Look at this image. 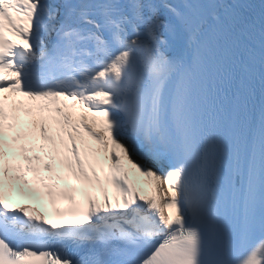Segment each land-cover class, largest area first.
I'll list each match as a JSON object with an SVG mask.
<instances>
[{
	"label": "snow or ice",
	"instance_id": "1",
	"mask_svg": "<svg viewBox=\"0 0 264 264\" xmlns=\"http://www.w3.org/2000/svg\"><path fill=\"white\" fill-rule=\"evenodd\" d=\"M0 264H264V0H0Z\"/></svg>",
	"mask_w": 264,
	"mask_h": 264
},
{
	"label": "bare ground",
	"instance_id": "2",
	"mask_svg": "<svg viewBox=\"0 0 264 264\" xmlns=\"http://www.w3.org/2000/svg\"><path fill=\"white\" fill-rule=\"evenodd\" d=\"M5 138H6V139L8 138L7 135H6ZM134 158L137 159L138 161H141V158H140V157H134ZM141 162H143V163H148V161H141ZM142 185H143V184L140 182V184L138 185V187L144 189V188L142 187ZM144 185H146V184L144 183ZM161 187H162V189H163V190L160 192V196H159L160 199H161V208L163 209L165 215H168V214H169V210H168L166 207H164V203H163V198H164V199L168 198L167 184H163ZM150 188H151V187H147V193H146L145 191H143L142 194H145V195L150 194ZM111 195H115V194H111ZM12 203H13L14 205H22V204H23V203H15V202H12ZM31 206L34 207V208H38L39 211H40V213L43 214V212L40 210V207L37 206L36 203H33Z\"/></svg>",
	"mask_w": 264,
	"mask_h": 264
},
{
	"label": "rangeland",
	"instance_id": "3",
	"mask_svg": "<svg viewBox=\"0 0 264 264\" xmlns=\"http://www.w3.org/2000/svg\"><path fill=\"white\" fill-rule=\"evenodd\" d=\"M133 172H134V170H133ZM133 177L135 178V179H137L139 182H141V180L143 181V183H145L146 184V187H151V185H149L148 183H146L147 182V178L146 177H138L137 175H133ZM142 187H143V185H142ZM145 187V192L147 193V188ZM144 188V187H143Z\"/></svg>",
	"mask_w": 264,
	"mask_h": 264
}]
</instances>
